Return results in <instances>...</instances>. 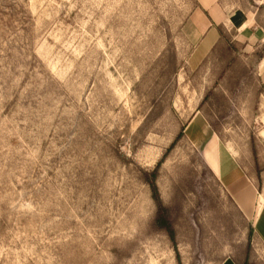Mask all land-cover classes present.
Instances as JSON below:
<instances>
[{"label":"rangeland","instance_id":"rangeland-1","mask_svg":"<svg viewBox=\"0 0 264 264\" xmlns=\"http://www.w3.org/2000/svg\"><path fill=\"white\" fill-rule=\"evenodd\" d=\"M263 58L264 0H0V264H264L201 150L264 187Z\"/></svg>","mask_w":264,"mask_h":264},{"label":"crops","instance_id":"crops-1","mask_svg":"<svg viewBox=\"0 0 264 264\" xmlns=\"http://www.w3.org/2000/svg\"><path fill=\"white\" fill-rule=\"evenodd\" d=\"M209 7V6H208ZM264 80V58L259 65ZM264 119V116H263ZM264 135V130L262 131ZM207 132L202 135L207 138ZM202 155L208 167L221 182L222 186L235 201L238 208L253 220L258 251L264 254V187L260 188L246 175L236 156L230 150H221L219 137L213 133L202 145ZM220 264H238L227 258Z\"/></svg>","mask_w":264,"mask_h":264},{"label":"trees","instance_id":"trees-1","mask_svg":"<svg viewBox=\"0 0 264 264\" xmlns=\"http://www.w3.org/2000/svg\"><path fill=\"white\" fill-rule=\"evenodd\" d=\"M155 222H156L157 226L159 225L161 227L160 230H164L166 232H169V233L172 232L173 233L172 224H171V221L169 220V217H168V214H167L166 210L160 209V211L157 214V217L155 219Z\"/></svg>","mask_w":264,"mask_h":264}]
</instances>
